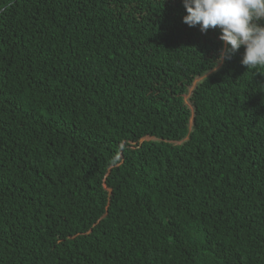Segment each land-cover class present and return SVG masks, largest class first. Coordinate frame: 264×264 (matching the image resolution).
I'll list each match as a JSON object with an SVG mask.
<instances>
[{
	"label": "trees",
	"instance_id": "obj_1",
	"mask_svg": "<svg viewBox=\"0 0 264 264\" xmlns=\"http://www.w3.org/2000/svg\"><path fill=\"white\" fill-rule=\"evenodd\" d=\"M185 14L0 0V264H264V68Z\"/></svg>",
	"mask_w": 264,
	"mask_h": 264
},
{
	"label": "clouds",
	"instance_id": "obj_2",
	"mask_svg": "<svg viewBox=\"0 0 264 264\" xmlns=\"http://www.w3.org/2000/svg\"><path fill=\"white\" fill-rule=\"evenodd\" d=\"M182 21L206 33L219 29L222 48L216 64L243 48L247 69L264 68V0H182Z\"/></svg>",
	"mask_w": 264,
	"mask_h": 264
},
{
	"label": "rangeland",
	"instance_id": "obj_3",
	"mask_svg": "<svg viewBox=\"0 0 264 264\" xmlns=\"http://www.w3.org/2000/svg\"><path fill=\"white\" fill-rule=\"evenodd\" d=\"M190 89H191V88H190ZM186 98H187V95L184 96L185 101H186ZM186 102H187V101H186ZM190 133H191V128H190V126H189V134H188V136H187V140L190 139ZM141 143H142V139L134 140V141H125V142L123 143V148H122V150H121L120 162L125 158V154H126V152H136V151H139V149L141 148ZM186 151H187V149H185L184 152H186ZM120 162H119V163H120ZM191 168H192V167H191ZM109 171H110V169L107 170V175H108ZM105 186H106L107 191L110 192V188L107 186V184H106ZM191 191H192V190H191ZM191 191L189 192V194H192ZM176 202H177V201H176ZM176 202H174V203L172 204V206H173ZM70 238H73V236H66V235H64V237L62 236L61 238H59V239L55 242L53 248H54V249L57 248V246H58L61 242L64 243L65 241H67V240L70 239Z\"/></svg>",
	"mask_w": 264,
	"mask_h": 264
}]
</instances>
